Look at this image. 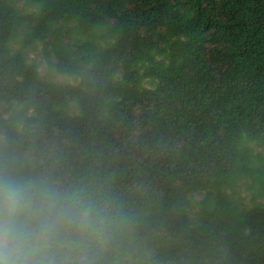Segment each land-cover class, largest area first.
I'll use <instances>...</instances> for the list:
<instances>
[{
	"label": "trees",
	"instance_id": "obj_1",
	"mask_svg": "<svg viewBox=\"0 0 264 264\" xmlns=\"http://www.w3.org/2000/svg\"><path fill=\"white\" fill-rule=\"evenodd\" d=\"M0 103L38 261L264 264V0H0Z\"/></svg>",
	"mask_w": 264,
	"mask_h": 264
},
{
	"label": "clouds",
	"instance_id": "obj_2",
	"mask_svg": "<svg viewBox=\"0 0 264 264\" xmlns=\"http://www.w3.org/2000/svg\"><path fill=\"white\" fill-rule=\"evenodd\" d=\"M26 205L11 187L0 191V264H43L35 257L44 233L24 217Z\"/></svg>",
	"mask_w": 264,
	"mask_h": 264
},
{
	"label": "rangeland",
	"instance_id": "obj_3",
	"mask_svg": "<svg viewBox=\"0 0 264 264\" xmlns=\"http://www.w3.org/2000/svg\"><path fill=\"white\" fill-rule=\"evenodd\" d=\"M18 5H21V3H18ZM39 54H41V53L39 52ZM30 55L33 56V57L36 56V54H34V52H30ZM37 59H41V58L38 57ZM39 68H40V71L42 73L45 72V70H46L45 61H42V63L40 64V67ZM7 105L8 104H6V103H0V116L3 117V118H6L7 117V108H8Z\"/></svg>",
	"mask_w": 264,
	"mask_h": 264
}]
</instances>
